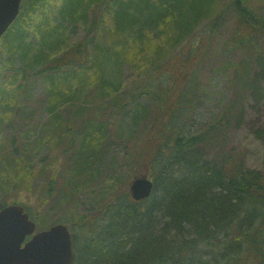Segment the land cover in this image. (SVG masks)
Wrapping results in <instances>:
<instances>
[{"label":"trees","instance_id":"obj_1","mask_svg":"<svg viewBox=\"0 0 264 264\" xmlns=\"http://www.w3.org/2000/svg\"><path fill=\"white\" fill-rule=\"evenodd\" d=\"M205 63L228 73L233 92L194 128ZM124 65L133 68L128 85ZM263 72L264 5L255 0H22L0 39V208L20 203L49 225L39 213L54 196L52 165L86 173L79 186L97 173L113 178L96 161L114 142L128 166L124 188L79 216L77 263L264 264V173L225 146L245 94L264 98ZM35 77L46 93L39 130L31 124L40 107L29 104ZM116 114L128 119L125 144L111 139ZM35 144L45 150L38 170L23 165ZM135 176L154 182L144 200L129 195ZM76 206L69 202L67 219Z\"/></svg>","mask_w":264,"mask_h":264},{"label":"rangeland","instance_id":"obj_2","mask_svg":"<svg viewBox=\"0 0 264 264\" xmlns=\"http://www.w3.org/2000/svg\"><path fill=\"white\" fill-rule=\"evenodd\" d=\"M255 1L259 5H264V0ZM223 33L224 30H221V32L218 34L219 39L225 35ZM83 34L84 33L80 29H77L75 30V33L71 35V37L73 41L76 42L83 37ZM93 36L94 34H91V37ZM96 38H99V36ZM151 38L152 41L150 43V49L152 47L151 45L155 42V40L157 41L158 37L156 35H151ZM205 64L206 70H201L200 72L202 84L201 90L198 95V101L192 113L194 128H197L201 125V123L206 122L208 118L212 116L220 107H223L224 103L230 98L233 92L232 83L228 77V73L226 75L222 69L217 68L218 66L214 64ZM132 69L128 65H124L122 67L120 77L122 84L127 83L128 85L130 83V80L133 78ZM257 84L259 87L264 86V72ZM31 85V99L29 104H37L40 107V110H38L34 116V122L31 124V127L32 125H35L39 130L42 122L47 116L43 102V100H46L45 83L41 78L35 77V81ZM259 92L260 91H254L253 93L247 92V94H245L243 103L241 104L240 112L238 113V118H234L233 123L230 126L225 146L227 150L233 148L236 153L242 155L243 162L247 167L260 170L261 173H264V144L260 135L263 133H259L262 131V129H264V98L261 100L257 98L256 95ZM112 117L115 118V120L112 119L110 124L109 131L111 134V139H114V134H117L120 137V140L118 141L122 144H125L127 139H129L128 119L123 118L118 114ZM7 134L8 131H4L1 141L6 142L5 137ZM32 136L33 133L29 134L23 142H29L32 139ZM25 154L29 158L26 159L23 165L30 169L38 170L41 167V159L45 154V150H40V148L35 144L32 150H29L28 152L25 150ZM25 154L22 153V155L26 158L27 156ZM101 156V161L98 160L96 163H99V167L104 163L105 165L103 167V171H107V173L109 172V175L113 176V178L111 177L110 179H107L108 177L103 176V172L99 175L97 173L94 178L88 180V183L81 184L80 186V180L86 173H75L73 168L68 166V161L65 160H61L62 165H52L51 172H53V177L55 180L53 189L54 196L51 198L47 206H45L44 209L39 213H47L46 223L53 224L59 222L58 218H64L61 220L72 225L75 228L74 229L71 226L73 231L79 232V235L81 236L83 234L82 230L79 229L81 226V224L78 222V219H80L79 216L88 212L92 214L94 211L90 212L89 210L93 207H98V205L106 201L103 199H106L110 196L112 192L111 190H119L124 188L123 179L128 171V166L125 163H121L123 157H125L123 149L115 147L114 142H112L110 144L109 150H107L104 154H101ZM204 156L208 159H211L210 153H204ZM65 162H67V164H65ZM92 164L93 165L90 164L89 170L95 167L94 162ZM117 166L122 167L121 169L117 168V171L120 170L121 173L116 174V172H113V169ZM0 169H2L1 166ZM7 178L8 177L5 179ZM42 180L43 179L38 176V183H42ZM1 190L2 183H0V197ZM70 194H73L71 199H69ZM33 197L38 198L37 195H34ZM20 199L24 200L23 198ZM74 199L77 201V206L75 210L70 212L73 216V218L70 220L67 219V207L69 206V202L73 201ZM39 219L42 221L40 216ZM84 222L86 223V221ZM79 244L81 243L75 244V247L78 249V254L81 251Z\"/></svg>","mask_w":264,"mask_h":264},{"label":"water","instance_id":"obj_3","mask_svg":"<svg viewBox=\"0 0 264 264\" xmlns=\"http://www.w3.org/2000/svg\"><path fill=\"white\" fill-rule=\"evenodd\" d=\"M22 0H0V38L16 19ZM153 182L147 176H135L129 191L136 201L148 197ZM35 223L19 204L0 209V264H72L71 234L64 224L52 225L35 233ZM24 245L22 246V244Z\"/></svg>","mask_w":264,"mask_h":264},{"label":"flooded vegetation","instance_id":"obj_4","mask_svg":"<svg viewBox=\"0 0 264 264\" xmlns=\"http://www.w3.org/2000/svg\"><path fill=\"white\" fill-rule=\"evenodd\" d=\"M73 245H74V243H73ZM83 246H85V244H83V243L79 244V247L81 249L83 248ZM77 250H78L77 247L73 246V251L75 252V254H74V258H75L74 259V264H79V263L76 262L77 261V256L79 255Z\"/></svg>","mask_w":264,"mask_h":264}]
</instances>
